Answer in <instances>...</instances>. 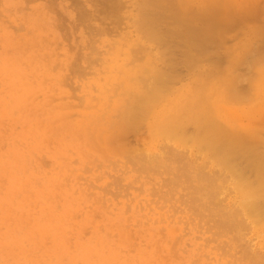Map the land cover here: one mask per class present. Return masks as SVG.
Masks as SVG:
<instances>
[{"label": "rangeland", "instance_id": "1", "mask_svg": "<svg viewBox=\"0 0 264 264\" xmlns=\"http://www.w3.org/2000/svg\"><path fill=\"white\" fill-rule=\"evenodd\" d=\"M108 1L116 8L113 6L111 7L108 3L109 7L111 9L114 8V10L116 9L117 11H115L118 14H115L114 11H112L114 14L111 11L108 12L111 10L107 5H105V2ZM108 1L0 0V58H2L0 61V171H2L0 172V195L3 196L0 197V237L2 238H0V264H54L55 261L58 264H65V260L62 259L68 258V256L71 255V252L72 256L66 259V262H69L68 264H72L75 260H77V264H101L100 262H102V264H151V262L152 264H156L155 260L159 261L157 264H229V262L230 264H232V262L233 264H252L249 263L251 257L253 258L251 260L253 262L255 261L253 264H262V261L264 264V257H262V255H264V193L262 191L261 193H263V195L261 193L256 195L260 196H258L259 200L256 197V199L253 198V196L249 197L253 200L250 202H254L255 204V201H257L255 208L257 209L258 207V211L257 216L254 217V211L256 212V210H248L249 208L246 206V202L243 201L248 197L244 196L242 193L243 189L239 186L240 183H243L241 181L244 179L248 180H246V184L249 185H252L254 180L257 182V179L261 177L258 173H262L259 172L257 164L259 167L260 165L263 166L262 160L260 161V159H263L261 158V154L264 153V0ZM113 2L115 5L112 4ZM101 3H104V5ZM102 6H107V10ZM103 14H107V17L106 15H104V17ZM96 16L97 18H95ZM98 16H100V18L102 17L101 19L103 20L99 19ZM141 20L143 22H141ZM140 22L142 24L144 23V26H142ZM141 26L143 28H140ZM95 27L96 29L94 30L93 28ZM151 28H155L153 29V32ZM142 31L146 34L142 33ZM151 32L153 34L157 33L155 35L158 39H156L155 35H151ZM147 33L149 35H147ZM127 34L128 36H126ZM140 34L143 35L141 38L146 37L144 38L143 43V38L139 39ZM7 35H10L9 41H7ZM122 36H124L123 39L125 41L130 43L127 44L125 42L127 47L126 45L123 47V44H121V42L123 43L124 41L121 39ZM126 37L131 40H128ZM137 37L139 38L136 39ZM137 40H141L140 42L142 45L138 43ZM133 41L137 42L139 46L141 45V48L135 50L136 54L131 53L133 50L126 51V49H129L130 47V49H132L131 44H134ZM29 42H31V44L34 43L33 46H30ZM117 44L123 49H121V47ZM143 44L144 46L147 45L145 48H148V51L144 50L145 48ZM155 44L158 45L156 46ZM128 45H130V47ZM112 47L116 50L113 51L114 49H112ZM134 47L137 48L138 46ZM142 49L144 52L139 51ZM150 51H154L152 53H154L155 57H153V54L150 53ZM124 52L129 54L126 56V54H123ZM147 52L150 54H147ZM141 53L144 54L142 55ZM111 54L115 55L116 60L113 55V58L111 57ZM139 54H141L142 57ZM132 55H138L139 60H136L137 58ZM132 58H134V60ZM140 58H142L143 62ZM113 59L115 61H112ZM131 60L135 62V64L132 62L130 63ZM128 61L129 64H127ZM146 61H149L150 63L148 64ZM116 62L119 64H115ZM114 65H116L115 69ZM144 65L150 66H148L149 68L145 67L147 68L145 70L149 71L151 69L148 73L145 70H142L143 73L146 72V74H149L145 76L146 78L143 77V73L138 72L141 71L139 68L141 69L142 67L144 69ZM112 70L114 72H112ZM115 70L120 71L121 75L119 76V73ZM137 72L140 77L135 76L138 75ZM23 74H25V76ZM114 75L117 78L114 77ZM132 77L134 78L133 80H135L136 77L137 79L139 78V81L143 86L144 84L141 81L144 78L146 80L149 79L148 86L145 85L146 88H143L141 84H137V90L140 86L142 87H140V93H137V91L131 87L133 84H130L132 83V79H130ZM56 78L59 79L57 80ZM117 79L118 81L121 80V84L123 83L120 88L118 87L120 90H117V88L114 89L115 83H119ZM123 80L124 82H122ZM143 81L145 83V80ZM113 82H115L112 84L114 87H111L109 84ZM136 83H134V85H136ZM104 87L105 89L106 87H111L110 89L107 88L108 92H110L108 93L107 90H104ZM122 87L126 88L124 91L126 95L123 93L124 96L121 93L123 90ZM128 87H130V90H128ZM112 89L117 90V95ZM131 89L134 91L132 90V92ZM99 91H104V93ZM126 91H130L128 92L129 94ZM130 93L132 98L134 97L133 95H135L133 99L128 98ZM108 94H112L110 95V98L113 96L111 101H108L109 103L111 102L110 109L112 110L108 108L105 109V107H109V104H107L108 102L106 101L107 99L109 100ZM97 97H100L99 100ZM193 97H198L199 100H195ZM120 98L131 100V103L128 101V108L126 105L123 106V102L125 100L123 99V101ZM191 98L193 99L191 100ZM134 99H136V101H134ZM143 99L147 100L145 101L146 104L143 103ZM151 99L153 100L149 102ZM184 99L186 103L183 102ZM172 100L175 101L173 102ZM192 101H194V103H192ZM97 102L102 105L104 103L105 107H103L104 105H97ZM175 103L177 105H175ZM121 104L123 107L119 106ZM124 104H127V101L124 102ZM140 104L147 106H139ZM10 106H14L13 109L10 108ZM124 107L125 109H122ZM175 107L176 110H173ZM118 108L119 110L117 112L119 113L117 114L115 111ZM102 109L107 113L102 112ZM146 109L148 110L146 111ZM170 109L172 114L170 113ZM152 113H154V116ZM100 114L104 116L103 119ZM207 114L209 115L207 116ZM189 115H193L195 118L193 119ZM198 115L200 116L199 121ZM96 117L99 120L96 121ZM176 117L180 118L178 119ZM213 118L216 119L214 120ZM206 119L210 122L213 120L211 125L213 122H216L213 124L218 126L219 122L220 128L227 129L225 132L226 134L224 133V135H227L229 139H232V141L230 140V142H228L226 139L227 136L225 137L222 134L223 138H225H220V146L217 143L215 145H218L217 147H220L221 149L217 150L216 147L215 150V146L211 149H209V147L205 148L203 139L202 145L201 142H199V149V147H197V145L199 146V143L197 144L199 141V139H197L198 131L202 126L201 122H208ZM256 119L257 121H254ZM165 120H167V122H165ZM171 124L173 126L172 129L170 128ZM244 124L246 126L249 124V128ZM161 131H165L163 134H167L169 131L172 132V134L169 133L171 134V138H174L176 135L175 132H183L178 134L183 137L182 139L180 137H175V140H169L168 144L170 141H174L172 143H174V147H176L177 152L180 148L183 150H180L182 152L186 150L184 155L187 156L188 154L187 157H190L189 159L182 156L183 154H180L182 152L179 151L178 153L185 158L183 161H187L186 164L190 163L188 167L186 166L188 170H184L187 171H185L186 173H188V171L191 173L188 174H190L189 178L191 180L193 179L191 181L193 185L194 183H197V185H195H199L198 187L206 186V190L213 188V192L211 190L206 191L204 188L203 190L206 192H204L202 188L199 189V192L196 190V194L198 195L201 193V190L203 194L209 191L213 193V196H211L212 193L210 192V194H205L208 197L209 195L211 196L209 199L206 196L202 197L203 195L201 194V198H203L201 201L203 203L206 201V205H209V203L212 202L210 203V206L212 207L214 204L213 210H216V212L219 210L218 208L224 211L223 207H225V214L229 211L228 215L229 213L231 215L232 211L231 216H233V212L236 213L238 208L237 206H239V208L241 207V210L242 212L244 211V213L241 212V214L238 210L241 215L239 213V215L234 214L237 215L238 219L244 220V225L252 223L249 227L247 225H245L247 227H243L242 222L241 227L245 229L239 227L238 223L236 224L238 228H234L236 231L232 230L233 228H231V226L233 225L230 223H233V221L231 220L234 219L235 223L238 221L235 219V215L233 216L234 218L231 217L232 219L229 220L231 222L222 220L225 221L223 222V226H221V223L220 225L218 222L211 220L213 217H211L209 222H207L208 220L205 218H210L212 215L210 214L211 212L209 213L208 210H206L208 206L205 208L202 202L200 203L205 208L203 213L206 212V217L203 214L201 215V212L198 213L202 217L204 216L203 218L200 217L198 213H196L197 217L194 213H192V206L190 207L192 209H189L188 206L190 204L192 205L193 200H190V197H188V201L186 199L188 195L185 194H188V192L195 187L190 188L189 191H187L189 189L188 186H186L187 189L185 186H182L183 188L181 187L183 182L182 180L187 178L189 175L186 176L185 173V176H182L183 173L180 175L177 172L176 165H179V167L177 166V169H180V166L184 165L183 163L185 162L180 160L178 163L176 161L177 159L175 158V160L173 158L175 154H172L176 152V150L173 152L172 150L170 151L169 148L164 147L163 149H166L165 151L169 149L170 152H173L172 154H169L170 152H166V154L171 157L173 156L172 158L175 162L170 159L171 157L169 158L170 160H166L167 164L163 161L165 160V156H162L164 152L160 149L159 145H163L161 142L165 143L164 141L166 139V141H168L170 138L167 137L168 135L162 136V133L160 135ZM194 133H196V135H194ZM191 134L193 136H191ZM184 135H189L193 138L188 139V136L185 138ZM176 139L178 141H176ZM193 139L197 141H193ZM184 140L188 141L192 147L190 144L188 146V142L185 146ZM223 140L226 141L223 142ZM175 141L177 143L179 142L178 144H181L180 147L177 146L178 144L175 143ZM192 141L195 142L196 145L192 144ZM148 143H150L149 146ZM172 143L169 144L171 148L173 147ZM228 143H230V146L231 144L237 145L238 143L241 145L242 143V145L244 144V150H240V147L242 146H236V148L239 147V149H234L233 147L235 146H232V148L229 146L230 148H227ZM174 147L172 149H174ZM186 147L187 149L191 147V150L189 149V153H187ZM223 147L224 150L222 149ZM122 150H124V152L127 151L128 153H122ZM225 151L230 154L229 157L226 156L227 153ZM129 152L134 154H130ZM154 152L158 154H162L163 152L161 155L162 157L158 156L159 158L161 157L160 160L163 161V165H157L161 166L158 168V170L160 169L161 171L159 170L157 174L154 171H157L155 164L158 157H156V160L154 156L157 155H155ZM250 152H254L256 155H253ZM249 153L251 154L252 159L255 156V159L252 161L253 163L255 162L256 165L252 164L251 158H248L250 156ZM136 154L139 156V158H136L137 160L135 159V156L138 157ZM257 154L258 157H261H256ZM145 155H148L147 157L153 155V158L156 160L154 161L155 163L150 161L151 159L153 160L152 157H149L148 159L149 162H151L150 164H154V170H151L152 168L145 169L144 165L143 167L141 166L142 164L138 159H142ZM179 155L178 159L180 157ZM222 155L223 157L224 155L226 156V159L224 158L226 161L225 164L220 162L221 160L219 158H221ZM20 156H22V158ZM217 156L220 161L215 159ZM96 159L97 161H95ZM123 159L125 161L127 159L128 164ZM148 159H146V161L144 159L143 160L145 164H148L147 166L151 167L152 165L150 166L149 162H147ZM228 159L232 164L229 165L227 162ZM257 159H259L261 164L260 162L257 163ZM134 160L140 162V169H145V172H143L142 169L140 172L139 169H135L141 176L138 175L137 171L131 169L133 165L132 162H134ZM214 160L215 162H213ZM138 162H136L137 165ZM217 162L219 166H216ZM96 163L99 164L97 167ZM192 164L194 165L193 169L192 167H189ZM165 165L167 169L168 165H171V167L169 166V169L171 168V170L174 171V175L177 173V176H179L176 177V179H180L181 176L182 179L180 181H178V179H174L175 177H173V172L171 170L169 171L171 174H166V171L169 169L167 170ZM204 165L206 168H204ZM199 166L200 171L202 168L204 171L206 169V171L211 174V177L212 174H218L220 172L223 174L225 173L224 175L231 173L235 174H231L232 176L228 175L227 177L218 175L220 177L222 176L224 179L218 178L216 175V180H214L215 184L213 181H210L211 185H209L207 178V180L202 178L201 180L199 178V181L196 177L199 174L202 175L201 172H203H199V170L196 172V169ZM222 166L223 171H220ZM216 167L220 168L216 170ZM228 167H230V169H228ZM256 168L258 172L255 170ZM231 169H233L232 172ZM148 170L153 172L152 175L148 172ZM164 170L166 171L164 172ZM182 170L183 169L180 171ZM228 171L230 173H227ZM256 173L258 176H256ZM8 175H10L9 178L14 177V179H10L13 181V184L10 180H8ZM147 175L150 176V178ZM169 175L173 180L169 178ZM214 175L213 178H215ZM60 177L63 180L60 179ZM68 177L69 179H67ZM116 177L119 178L117 179ZM135 178L139 181H136ZM166 178L171 181L175 180V183H177V181L179 182L176 184H180L178 189H175L177 192L172 190V187V189L170 188V185L173 186L174 183H170V185L166 184V186L163 185V187L161 186V184L164 183L163 180H166ZM169 180L167 181L169 182ZM194 180H198V182ZM258 183L259 182L253 184V186ZM9 184L11 185L9 186ZM115 184L118 187H116ZM186 184L190 187L192 185H190V181L187 183L185 181L182 185ZM243 184H245V182ZM176 185L174 184L175 187ZM212 185L214 187L211 188L210 186ZM236 185L239 189H237ZM158 186L161 187L158 188ZM222 186H224V188ZM139 187H141L143 191ZM152 187L157 191V194L159 193V195H153L155 190ZM168 187L173 192H171ZM79 189H82L84 192ZM81 192L85 194H82ZM109 192L113 193L110 194ZM165 192H167V194ZM160 193L166 194V198L164 199L165 201L163 198L158 199ZM191 194L193 196H191ZM191 194L189 193L191 198H193L195 196V191ZM143 195L144 197H142ZM198 195L197 197H199ZM171 196L172 198L169 199ZM180 197L182 198V202H180ZM197 197H194V202L197 203L194 204L198 206L199 201ZM217 197H219V199ZM108 198H111L112 202H109L110 199ZM168 199L170 201H166ZM184 199L188 202H183L185 201ZM190 201L192 203H190ZM239 201L241 203H245L246 205L240 204ZM127 203L130 208L127 207ZM194 204L193 207L195 210L196 205L194 206ZM234 204L235 206L233 207ZM242 205L243 207L246 206L248 209L244 207L246 209L245 210ZM108 206L109 208H113V210H108ZM18 207H20L21 210L18 209ZM123 207L125 210H123ZM126 207L128 208V211ZM198 209L199 211L200 209L204 210L203 207H198ZM250 212L252 214H250ZM220 213L222 214V212ZM155 214L157 217L152 220V217L156 216ZM225 214L224 216L221 215V217H218L216 214L213 215L215 216L214 218L221 219L223 217L225 218ZM243 214L245 217L244 219L239 217L243 216ZM190 215L193 217V222L190 221L192 220ZM113 216L117 218L114 222L113 219L115 218L112 219ZM161 216L164 219L163 221H161ZM44 217L46 219H44ZM8 218L10 219L8 220ZM48 218L49 220H47ZM261 218L262 220H260ZM137 219L140 220L138 221ZM156 219L158 222H156ZM52 220L53 223H51ZM218 221L220 222V220ZM132 222H135V225ZM199 222L201 223V226L204 225L202 226L203 228L199 227L200 225H197ZM205 222L210 223L209 225H212L215 222V224L218 223V226L216 225V227H212V230H210V227H208V224ZM228 222L229 224L227 227L225 225H227L226 223ZM103 225L106 228H104ZM108 225L112 227H109ZM119 225H121V230H119ZM219 226L226 227V229L230 228L229 230L227 229L228 231L224 229V233L227 231V235L223 233L221 230L222 228L218 229ZM52 227H55V231ZM50 228L52 231H50ZM122 229H126L127 233H125ZM214 229H218V232H215V234ZM220 230L222 231L221 234L224 235L219 236L217 234L220 233ZM237 230L239 231L237 232ZM18 231L22 232L20 233L21 235L19 238ZM102 231H104L102 234L99 233ZM212 231L214 236L217 237V240H213ZM243 231L244 234L242 235L241 233H243ZM120 232L122 234H120ZM139 232H141V234ZM55 235L58 236V238ZM118 235L121 237H117ZM241 236L242 241L239 242L241 240ZM25 237L27 239H25ZM12 238L13 240L10 241ZM97 238H100V240L97 241ZM6 239L9 240V242ZM16 239H18L17 243H19V245H16ZM27 240L29 242L28 244H26ZM30 240H33L32 243ZM34 240L36 241L34 242ZM138 240H140V243H138ZM151 240L154 241L152 243H159V245L157 246V243L156 246L158 249L160 248V250H162L160 251L161 253L157 251V247L155 248V244H152ZM113 241L116 242L114 243ZM120 241L121 244L125 245H120ZM223 241L225 242L223 244L224 246L222 245ZM235 241H238V246ZM219 242L222 247H225V251L222 250L220 245V247H218L219 249H216ZM227 242L229 245H227ZM30 243L31 245L29 246ZM86 243L88 246L85 245ZM130 243H137L138 245L135 244L136 246H133L132 244L130 245ZM32 244V248L36 253H34L31 249ZM89 246H91L92 249H90L91 247ZM110 246L113 249L111 248L110 250ZM151 246L155 248V251H157L156 253L154 250V252H152ZM78 247H81V249L83 248V250ZM136 247L137 249L135 250ZM229 247L233 248L230 250ZM36 248L37 250H35ZM145 248L147 249L145 250ZM249 248L252 250H249ZM29 249L33 252L31 253ZM44 249H46L52 256L48 253L47 255L45 250L44 256L42 257L41 255H43L42 251H44ZM56 249L57 253L55 252ZM95 249L96 251H93ZM99 249L100 252H98ZM23 250L24 252L21 253ZM50 250H52V252L54 251V253ZM226 251L231 252V254H228ZM60 252L63 253L65 257ZM128 252L130 253L128 254ZM222 252L226 253L222 254ZM245 252L247 255H245ZM85 253H88V255L91 253L90 256H87V259L84 257V255H86ZM103 253H105V255ZM255 253L259 254L256 255ZM54 254L58 255H56L57 260L54 257ZM149 254L153 256H148ZM157 254H159V256H157ZM165 254L168 255L166 256ZM232 254H235L237 258ZM169 255H172L171 257H173V259ZM32 256H40L41 258L35 257L34 259ZM255 256H257L256 259L260 260L261 257L263 260H260L261 262L256 259L254 260ZM70 258L72 260L69 261ZM161 258L163 259L161 260ZM21 259H23V261H21ZM31 259H33L32 263ZM73 259L75 260L73 261ZM26 261L29 262L26 263ZM46 261H48V263H46ZM74 264H76V261Z\"/></svg>", "mask_w": 264, "mask_h": 264}, {"label": "bare ground", "instance_id": "2", "mask_svg": "<svg viewBox=\"0 0 264 264\" xmlns=\"http://www.w3.org/2000/svg\"><path fill=\"white\" fill-rule=\"evenodd\" d=\"M107 1H108V0H107ZM1 2H2V1H1ZM96 2H98V1H96ZM99 2H102V1H99ZM120 2H121V1H120ZM106 3H107V4H106ZM108 3H109V5H111V4H110L111 2H109V1H108V2H105V5H107L108 8L111 9V8L109 7ZM118 3H119V2H118ZM151 3H152V2H151ZM101 4L104 5V3H101ZM112 4H114V2H113ZM114 5H115V4H114ZM107 6H106V7H105V6H102V7H105V9L107 10ZM112 6H113V5H111V7H112ZM119 6H120V5H119ZM113 7L116 8L115 6H113ZM148 7H149V6H148ZM153 7H154V6H153ZM114 8H112L113 10H112V9H111V10L108 9V10H109L108 12H110V11H111V12L114 11V13L116 14V13H117V12H116L117 10L115 9V10H116V11H115ZM118 9H119V8H118ZM112 13H113V12H112ZM114 13H113V14H114ZM117 14H118V13H117ZM104 15H106V17H107V14H103V16H104ZM138 15H139V14H138ZM138 15H137V16H138ZM116 16H118V15H116ZM116 16H115V19H116ZM139 16H140V15H139ZM46 17H47V16H46ZM104 17H105V16H104ZM95 18H97V16H96ZM98 18L101 19L102 17L100 18V16H98ZM109 18H110V17H109ZM34 19H35V18H34ZM101 20H103V19H101ZM146 20H147V19H146ZM150 20H151V19H150ZM32 21H33V19H32ZM136 21H137V20H136ZM82 22H83V21H82ZM141 22H143V21L141 20ZM141 22H140V24H142ZM152 22H153V21H152ZM152 22H151V23H152ZM143 24H144V23H143ZM143 24H142V26H144ZM15 25H16V24H15ZM20 26H21V25H20ZM138 26H139V24H138ZM142 26H141L140 28H143ZM21 27H22V26H21ZM1 28H2V27H1ZM97 28H98V27H97ZM148 28H150V27H148ZM3 29H4V28H3ZM93 29L95 30L96 27L93 28ZM151 29H152V32H153V29H155V28H151ZM18 30H20V29H18ZM1 31H2V30H1ZM139 31H140V30H139ZM3 32H4V30H3ZM5 32H6V31H5ZM8 32H9V30H8ZM146 32H147V31H146ZM152 32L150 33L151 35H155V34H157V33H154V34H153ZM140 33H141V32H140ZM142 33L146 34L144 31H142ZM142 33H141V34H142ZM96 34H97V32H96ZM137 34H138V33H137ZM141 34H140V36H139L140 38L137 37L136 39H138V38H139V39H142L143 37L141 38V36H143V35H141ZM135 35H136V34H135ZM138 35H139V34H138ZM147 35H149V34L147 33ZM3 36H4V35H3ZM7 36H8L7 41H9V40H10V38H9L10 35H7ZM7 36H6V37H7ZM126 36H128V34H127ZM136 36H137V35H136ZM155 36H156V35H155ZM155 36H154V37H155ZM4 37H5V36H4ZM123 37H124V36H122L121 39H123ZM2 38H3V37H2ZM126 38H127V37H126ZM144 38H146V37H144ZM144 38H143V40H142V43H143V41H144ZM127 39H128V38H127ZM136 39H135V41H136ZM156 39H158L157 36H156ZM123 40H124V39H123ZM128 40H131V39H128ZM145 40H146V39H145ZM147 40H148V39H147ZM5 41H6V40H5ZM118 41H119V40H118ZM120 41H121V40H120ZM137 41H138V43H140V44L142 45V43L140 42L141 40H140V41L137 40ZM116 42H117V41H116ZM125 42H126L127 44H130L129 42H127V41L124 40L123 43L121 42V44H123V45H122L123 47H125L124 45H126V47H127V44H126ZM193 42H194V41H193ZM29 43H30V44H29L30 46H31V45L33 46V44H34V43L31 44V42H29ZM133 43H134L135 45H134V44H133V45L131 44L132 49H130V48H131L130 45H128L130 48H129V49H126V51L133 50V52H131L132 54L135 53V50H138L139 48H141V45L139 46V45L137 44V42H134V41H133ZM151 43H152V42H151ZM113 44H114V42H113ZM136 44H137V45H136ZM144 44H145V43H144ZM144 44H143V46H144ZM192 44H193V43H192ZM6 45H7V44H6ZM8 45H9V44H8ZM35 45H37V44H35ZM117 45H118V44H117ZM148 45H149V44H148ZM155 45H156V44H155ZM157 45H158V44H157ZM157 45H156V46H157ZM113 46H114V45H113ZM118 46L121 47L120 45H118ZM134 46H138V47L136 48V47H134ZM145 46H147V45H145ZM145 46H144V48H145ZM133 47L136 48V49H134ZM148 47H149V46H148ZM112 49H114V47H112ZM121 49H123V48L121 47ZM115 50H116V49H114L113 51H115ZM144 50L148 51V48H147V49L145 48ZM144 50L142 49V50H139V51H140V52H141V51L144 52ZM122 51H123V50H122ZM139 51H138V52H139ZM158 51H159V50H158ZM120 52H121V51H120ZM152 52H154V51H150V53H152ZM112 53H113V52H112ZM145 53H146V52H145ZM150 53L147 52V54H150ZM155 53H156V50H155ZM36 54H37V53H36ZM123 54H126V52H124ZM128 54H129V53H128ZM128 54H126V56H127ZM135 54H136V53H135ZM137 54H138V53H137ZM141 54L143 55L144 53H141ZM141 54H139V55L141 56ZM152 54H153V57H155V56H154V53H152ZM112 55H113V54H111V57H112ZM4 56H5V55H4ZM45 56H46V55H45ZM113 56H114V58H115V60H116L115 55H113ZM123 56H125V55H123ZM126 56H125V57H126ZM132 56L134 57L135 55H132ZM144 56H145V55H144ZM50 57H51V56H50ZM135 57L137 58L136 60H139V56H138V55L135 56ZM141 57H142V56H141ZM112 58H113V57H112ZM6 59H7V57H6ZM126 59H127V58H126ZM132 59L134 60V58H132ZM140 59H141V61H142V58H140ZM143 59H144V58H143ZM149 59H150V57H149ZM1 60H2V58H0V61H1ZM51 60H52V59H51ZM53 60H54V59H53ZM115 60L113 59L112 61H115ZM150 60H151V59H150ZM152 60H153V59H152ZM112 61H111V62H112ZM126 61H127V60H126ZM117 62H118V61H117ZM117 62H116L115 64H119V63H117ZM131 62H132L133 64H135V62H133L132 60L130 61V63H131ZM138 62H139V61H138ZM142 62H143V61H142ZM146 62H147V61H146ZM147 63L149 64L150 62L148 61ZM151 63H152V61H151ZM154 63H156V62H154ZM109 64H110V63H109ZM127 64H129V61L127 62ZM145 64H146V63H145ZM2 65H3V63H2ZM57 65H58V64H57ZM125 65H126V63H125ZM115 66H116V65H114V69H115ZM117 66H118V65H117ZM148 66H149V65H147V66L144 65V69L141 67V69L139 68V70H141V71H138V72L143 73L142 70L147 69V68H145V67H148ZM49 67H50V66H49ZM121 67H122V66H121ZM125 67H126V66H125ZM149 67H150V66H149ZM149 67H148V68H149ZM110 68H111V67H110ZM112 68H113V67H112ZM117 68H118V67H117ZM154 68H155V67H154ZM154 68H153V69H154ZM7 69H8V68H7ZM155 69H156V68H155ZM11 70H12V69H11ZM21 71H22V70H21ZM110 71H111V70H110ZM115 71H117V70H115ZM136 71H137V70H136ZM145 71L148 73V72L151 71V69H150L149 71H147V70H145ZM7 72L9 73L8 70H7ZM12 72H13V71H12ZM12 72H11V73H12ZM15 72H16V71H15ZM112 72H114V71L112 70ZM112 72H110V73H112ZM117 72L119 73V76H120V75H121V74H120V71H117ZM138 72H137L138 75H135V76L140 77ZM146 72L143 73V77L149 75V74H146ZM11 73H10V74H11ZM24 73H25V72H24ZM121 73H122V72H121ZM141 73H140V75H141ZM10 74H8V75H10ZM12 74H13V73H12ZM12 74H11V75H12ZM145 74H146V75H145ZM13 75H14V74H13ZM23 75L25 76V74H23ZM112 76H113V75H112ZM132 76H133V74H132ZM141 76H142V75H141ZM114 77H116V76L114 75ZM133 77H134V76H133ZM133 77L130 78V79L133 80V79L135 78V77H134V78H133ZM149 77H150V76H149ZM3 78H4V77H3ZM3 78H2V79H3ZM16 78H17V77H16ZM60 78H61V76H60ZM116 78H117V77H116ZM118 78H119V77H118ZM145 78H146V77H145ZM145 78H144V79L142 78L143 80H145V83H144V81L141 79V80H142L141 82L144 84V86L140 83V81H139L140 79H139V78L137 79V77H136L137 80L135 79V80H133V81H134V83L137 82L136 85H137V84H141V86H142L143 88H146V86H148V80H149V79L146 80ZM4 79H6V78H4ZM52 79H53V78H52ZM56 79H57V78H56ZM58 79H59V78H58ZM58 79H57V80H58ZM108 80H109V79H108ZM108 80H107V81H108ZM114 80H115V79H114ZM132 80H131L132 83H130V84H131V85H132V84L134 85V83H133ZM117 81H118V79H117ZM120 81H121V80H120ZM120 81H118V82L120 83ZM135 81H136V82H135ZM138 81H139V83H138ZM146 81H147V83H146ZM16 82H17V81H16ZM94 82H95V81H94ZM122 82H124V80H123ZM154 82H155V81H154ZM202 82H203V81H202ZM205 82H206V81H205ZM101 83H102V82H101ZM114 83H115V82H113V83H111V84H109V85H110L111 87H114V86H115L114 89L117 88V90H120L119 88H120V86H122L123 83H122V84L120 83V85H119V83L116 82L115 85L113 86L112 84H114ZM160 83H161V82H160ZM17 84H18V82H17ZM91 84H92V83H91ZM107 84H108V83H107ZM13 85H14V84H13ZM18 85H19V84H18ZM102 85L104 86L103 83H102ZM118 85H119V86H118ZM133 85H132L131 87H133V88L137 91V93H140L139 90H141L142 87L139 85L141 88L139 87V89L137 90L136 88H138V85H137V86H136V85L133 86ZM145 85H146V86H145ZM162 85H163V84H162ZM204 85H205V83H204ZM95 86H96V85H95ZM135 86H136V87H135ZM208 86H209V85H208ZM15 87H17V86H15ZM96 87H97V86H96ZM96 87H94V88H96ZM111 87H109V88L106 87V89H105V87H104V90H107V92H108V89H110ZM118 87H119V88H118ZM126 87H127V86H126ZM149 87H150V86H149ZM190 87H191V86H190ZM203 87H204V86H203ZM205 87H206V86H205ZM99 88H100V87H99ZM107 88H108V89H107ZM122 88H123V87H122ZM128 88H129V89H128ZM128 88H127V89L130 90V87H128ZM186 88H187V87H186ZM102 89H103V87H102ZM114 89H112V90H114ZM100 90H101V89H100ZM117 90H114V92H116V93H115L116 95H117V93H118ZM125 90H126V88L124 87L123 90H122V92H121L122 95H123V93H125V92H124ZM132 90H133V89H131V91H132ZM163 90H164V88H163ZM30 91H31V90H30ZM97 91H98V90H97ZM133 91H134V90H133ZM133 91H132V92H133ZM136 91H135V92H136ZM147 91H149V90H147ZM150 91H153V90H150ZM184 91H185V90H184ZM201 91H202V90H201ZM99 92H102V91H99ZM105 92H106V91H105ZM109 92H110V91H109ZM109 92H108V93H109ZM112 92H113V91H112ZM112 92H111V93H112ZM126 92L128 93V92H130V91H126ZM157 92H158V91H157ZM102 93H104V91H103ZM121 93H120V94H121ZM165 93H166V92H165ZM189 93H190V92H189ZM112 94H113V93H112ZM112 94H110V95H112ZM120 94H118V95H120ZM128 94H129V93H128ZM152 94H153V93H152ZM108 95H109V94H108ZM110 95H109V100H108V99L106 100L107 102H108V101H111V98L113 97V96H111V98H110ZM125 95H126V93H125ZM132 95H133V93H132ZM123 96H124V95H123ZM123 96H122V97H123ZM130 96H131V93H130V95L128 96V98H132V96H131V97H130ZM133 96L135 97V95H133ZM153 96H154V95H153ZM134 97H133V98H134ZM238 97H239V96H238ZM238 97H237V98H238ZM97 98H98V97H97ZM99 98H100V97H99ZM99 98H98V100H99ZM105 98H106V97H105ZM133 98H132V99H133ZM193 98H194V97H193ZM193 98H191V100H192ZM239 98H240V97H239ZM239 98H238V99H239ZM101 99H102V98H101ZM120 99H121V98H120ZM123 99H124V98H123ZM123 99H121V100H123ZM194 99H195V100H196V99L199 100L198 97H196V98H194ZM103 100H104V99H103ZM124 100H125V99H124ZM124 100H123V101H124ZM152 100H153V99L149 100V102H151ZM178 100H179V99H178ZM91 101H92V100H91ZM126 101H127V104H124V102H126ZM128 101H130V103H131V100H130V99H129V100L126 99V100L123 102V106H125V105H126V106L129 105V104H128V103H129ZM134 101H136V99H134ZM145 101H147V100H144V99H143V103H145ZM172 101L174 102L175 100H172ZM181 101H182V100H181ZM23 102H24V101H23ZM98 102H99V101H98ZM98 102H97V105H101V106L104 105V103H103V105H102V104H100V103H98ZM177 102H178V101H177ZM183 102H185V99H184ZM110 103H111V102H110ZM110 103H109V102L107 103V104H109V107H108V106L105 107V105H104L103 107H105V109H106V108L110 109V108H111V107H110ZM115 103H116V102H115ZM140 103H141V102H140ZM147 103H148V102H147ZM185 103H186V102H185ZM192 103H194V101H192ZM21 104H23V103H21ZM105 104H106V102H105ZM145 104H146V103H145ZM167 104H168V103H167ZM181 104L184 105L183 103H181ZM26 105H27V103H26ZM141 105H142V104H140L139 106H141ZM175 105H177V104L175 103ZM178 105H179V104H178ZM182 105H181V107H182ZM195 105H196V104H195ZM119 106H122V104L119 105ZM123 106H122V107H123ZM142 106H143V105H142ZM144 106H145V105H144ZM144 106H143V107H144ZM146 106H147V105H146ZM146 106H145V107H146ZM156 106H157V105H156ZM170 106L172 107L171 104H170ZM205 106H206V105H205ZM7 107H8V106H7ZM13 107H14V106H13ZM13 107L10 106V108H12V109H13ZM97 107H98V106H97ZM137 107H138V104H137ZM171 107H169V108H171ZM173 107H174V106H173ZM191 107H192V106H191ZM127 108H128V106H127ZM139 108H140V107H139ZM163 108H164V107H163ZM186 108H187V107H186ZM195 108H196V107H195ZM122 109H125V107L122 108ZM141 109L143 110L142 107H141ZM144 109H145V108H144ZM164 109H165V108H164ZM171 109H172V108H171ZM171 109H170V113L172 112ZM177 109H178V108H177ZM181 109H182V108H181ZM8 110H9V108H8ZM98 110H99V109H98ZM110 110H112V109H110ZM118 110H119V108L115 111V113L118 114V113H119V112H117ZM139 110H140V109H139ZM147 110H148V109H146V111H147ZM173 110H176V107H175ZM187 110H188V109H187ZM201 110H202V108H201ZM17 111H18V109H17ZM107 111H109V110H107ZM181 111H182V110H181ZM204 111H205V109H204ZM208 111H209V110H208ZM102 112L105 113L106 111H105V110L103 111V109H102ZM102 112H101V113H102ZM113 112H114V110H113ZM148 112H149V111H148ZM161 112H162V111H161ZM166 112H167V111H166ZM174 112H175V111H174ZM177 112H178V111H177ZM211 112H212V111H211ZM211 112H210V113H211ZM104 113H103V114H104ZM106 113H107V112H106ZM189 113H190V112H189ZM201 113H202V112H201ZM203 113H204V112H203ZM117 114H116V115H117ZM171 114H172V113H171ZM173 114H174V113H173ZM106 115H107V114H106ZM114 115H115V114H114ZM146 115H147V114H146ZM152 115L154 116V113H152ZM160 115H161V114H160ZM163 115H164V114H163ZM201 115H202V114H201ZM204 115H205V114H204ZM208 115H209V114H207V116H208ZM241 115H242V113H241ZM95 116H96V115H95ZM97 116H98V115H97ZM100 116H101L102 119H103L104 116H103L102 114H100ZM110 116H111V115H110ZM173 116H174V115H173ZM187 116H188V115H187ZM189 116H191V115H189ZM196 116H197V115H196ZM159 117H160V116H159ZM180 117H182V116H180ZM180 117H179V118H180ZM191 117H192L193 119L195 118V116H193V115H192ZM198 117H199V119H198V121H199V120H200V116L198 115ZM205 117H206V116H205ZM209 117H210V116H209ZM93 118H94V117H93ZM169 118H170V117H169ZM176 118H178V117H176ZM179 118H178V119H179ZM203 118H204V117H203ZM206 118H207V117H206ZM256 118H258V117H256ZM104 119H105V118H104ZM170 119H171V118H170ZM181 119H182V118H181ZM187 119H188V117H187ZM204 119H205V118H204ZM204 119H203V120H204ZM213 119L215 120L216 118H213ZM252 119H253V117H252ZM252 119H251V120H252ZM97 120H99V119H97V117H96V121H97ZM206 120H207V119H206ZM175 121H176V120H175ZM185 121H186V120H185ZM207 121H208V122H206V123H204V122L202 123V122L200 121L201 124H202V126H201L200 130L198 131L197 139H199V141L197 142V144H198L199 142H201V145H202V142L204 141V144H205L204 147H205V148H206V147H209V149H211L213 146L216 145V143L219 145L220 138H223V136H225V137L227 136V135H224V133L226 132L227 129L220 128V127H219V126H220V125H219V122H218V126H217V125H214V124H213V123H216V122H213L212 125H211V122H212L213 120H211V122H210L209 120H207ZM218 121H219V120H218ZM249 121H250V120H249ZM254 121H257V119L254 120ZM155 122H156V121H155ZM165 122H167V120H165ZM169 122H170V121H169ZM171 122H172V121H171ZM196 122H197V121H196ZM242 122H243V121H242ZM247 122H248V121H247ZM250 122H251V121H250ZM263 122H264V121H263ZM160 123H161V122H160ZM243 123H244V122H243ZM154 124H155V123H154ZM167 124H168V123H167ZM176 124H177V123H176ZM237 124H238V123H237ZM257 124H258V123H257ZM152 125H153V124H152ZM196 125H197V123H196ZM244 125H245V124H244ZM160 126H161V125H160ZM171 126H172V124H171ZM171 126H170V128L172 129L173 126H172V127H171ZM174 126H175V125H174ZM239 126H241V125H239ZM245 126H246V125H245ZM249 126H250V125L248 124V126H246V127L249 128ZM161 127H162V126H161ZM163 127H164V126H163ZM198 127H199V126H198ZM252 127H253V126H252ZM261 127H262V126H261ZM261 127H260V128H261ZM168 128H169V127H168ZM181 128H185V127H181ZM225 128H226V127H225ZM87 129H88V128H87ZM165 129H166V128H165ZM165 129H164V130H165ZM186 129H187V128H186ZM250 129H251V128H250ZM169 130H170V129H169ZM173 130H174V129H173ZM176 130H177V129H176ZM221 130H223V131H221ZM247 130H248V129H247ZM258 130H259V129H258ZM88 131H89V130H88ZM170 131H171V130H170ZM170 131H169V132L167 131V132H168V133L166 132L167 134H163V132H165V131H161V132H160V135H161V133H162V136H164V135L167 136V135H168L167 137L170 138V139H168V141H166V140H167V139H166V140L164 141L165 143L161 142V144H163V145H159L160 149L163 150L164 154H163V152H162L163 155H162L161 153H160V154L156 153L157 151L154 152L155 155H157V156H154L156 160H157L156 157H158V156H161V155H162L163 157L165 156V160H163V161H165V163H166V160H168V159L171 157L170 155H167L166 152L168 153V152H170L171 150L174 152V150H176V147H174V143H172V142H174V141H170V143H172V144H173V147H174V149H172L173 147H172V148L170 147V145H169L170 143L168 144L169 140H175V139H174L175 137H180L181 139L183 138L182 136L178 135V134H180L182 131H180V132H175L176 135L174 136V134H173L174 138H171V134H172V132H170ZM173 132H174V131H173ZM229 132H230V131H229ZM231 132H232V131H231ZM241 132H242V131H241ZM253 132H254V131H253ZM64 133H65V132H64ZM88 133H89V132H88ZM152 133H153V132H152ZM156 133H157V132H156ZM169 133H171V134H169ZM182 133H183V132H182ZM191 133H192V132H191ZM196 133H197V132H196ZM196 133H194V135H196ZM255 133H256V132H255ZM259 133H260V132H259ZM90 134H91V133H90ZM90 134H89V135H90ZM222 134H223V136H222ZM225 134H226V133H225ZM257 134H258V132H257ZM169 135H170V136H169ZM177 135H178V136H177ZM64 136H65V135H64ZM151 136H152V134H151ZM186 136H188V137H187L188 139H189V138H191V139L193 138V137H191V136H193L192 134H191V136H189V135H184L185 138H186ZM158 137H159V136H158ZM167 137H166V138H167ZM225 137H224V138H225ZM155 138H156V137H155ZM160 138H161V137H160ZM224 138H223V139H224ZM161 139H162V138H161ZM177 139H178V138H177ZM177 139H176V141H178ZM195 139H196V137H195ZM195 139H193V141H194ZM202 139H203V141H202ZM226 139H227L228 142H230V140L232 141V139H229L228 136L226 137ZM233 140H234V139H233ZM156 141H157V140H156ZM176 141H175V143H177ZM179 141L182 142L181 140H179ZM193 141H192V142H193ZM195 141H197V140H195ZM217 141H218V142H217ZM225 141H226V140H223V142H225ZM235 141H236V140H235ZM74 142H75V141H74ZM148 142H149V141H148ZM159 142H160V141H159ZM166 142H167V143H166ZM184 142H185V143H184ZM184 142H183V143H184L185 146H186V143H187L188 141L184 140ZM223 142H222V144H223ZM233 142H234V141H233ZM240 142H241V141H240ZM14 143H15V142H14ZM75 143H76V142H75ZM178 143H179V142H178ZM178 143H177V144H178ZM220 143H221V142H220ZM234 143H235V142H234ZM15 144H16V143H15ZM149 144H150V143H148V146H149ZM164 144H165V145H164ZM167 144H168L169 147L167 146ZM187 144H188V146H189L190 143L188 142ZM192 144H195V142H193ZM235 144H236V143H235ZM235 144H233V145L231 144V146H230V143H228V144H227V148H228L229 146H230L231 148H232V146H235V147H233L234 149H239V147L242 146V147H240V150H241V149L244 150V144H243V145H242V143H241V145H239L238 143H237V145H235ZM245 144H246V143H245ZM247 144H248V143H247ZM62 145H64V144H62ZM146 145H147V143H146ZM180 145H181V144H178L177 146L180 147ZM190 145H191V144H190ZM195 145H196V144H195ZM218 145H217V146H218ZM224 145H225V143H224ZM13 146H14V145H13ZM156 146H157V145H156ZM175 146H176V145H175ZM188 146H187V147H188ZM217 146H215V150H216V147H217ZM219 146H220V145H219ZM236 146H239V147L236 148ZM164 147H165V148H169L170 151H169V149H168L167 151H165L166 149H163ZM187 147H186V149H187ZM191 147H192V145H191ZM191 147H190V148H191ZM197 147H199V149H200V143H199V146L197 145ZM201 147H202V146H201ZM230 147H229V148H230ZM245 147H246V145H245ZM149 148H150V147H149ZM154 148H155V147H154ZM190 148L187 149V153H189V149H190ZM202 148H203V147H202ZM225 148H226V147H225ZM158 149H159V148H158ZM177 149H178V148H177ZM184 149H185V148H184ZM218 149H221V148H220V147H219V148L217 147V150H218ZM222 149L224 150V147H223ZM245 149H248V148H245ZM141 150H142V149H141ZM145 150H146V149H145ZM178 150H179V149H178ZM180 150H182V149L180 148ZM180 150H179V151H180ZM190 150H191V149H190ZM202 150H203V149H202ZM225 150H226V149H225ZM228 150H231V149H228ZM15 151H16V150H15ZM150 151H151V150H150ZM150 151H149V152H150ZM179 151H178V152H179ZM182 151H183V150H182ZM182 151H180V152H182ZM185 151H186V150H184V152H185ZM210 151H211V150H210ZM10 152H11V151H10ZM123 152H124V150H122V153H123ZM138 152H139V150H138ZM138 152H137V153H138ZM173 152H170L169 154H172ZM178 152H177V150H176V152H174V153L172 154V155L175 154V156H174V157L172 156V157H173L174 159L176 158L177 160H176V159H175V160H176L177 162L180 161V160H181V161L185 160V158L188 156V154H187V156H185V155H184V152L180 153L181 155L183 154L182 156H185V158H184V157H182L181 155H179ZM200 152H201V151H200ZM212 152H213V149H212ZM225 152H226V151H225ZM225 152H224V153H225ZM229 152H230V151H229ZM244 152H246V151H244ZM124 153L126 154V153H128V152L125 151ZM129 153H130V152H129ZM139 153H140V152H139ZM176 153H177V154H176ZM226 153H227V154H226ZM226 153H225L226 156L229 157L230 154H228V152H226ZM250 153L253 154V155H256V154H254V152H250ZM250 153H249L250 156L247 155V156H249L248 158H251V157H252ZM257 153H258V152H257ZM18 154H19V153H18ZM130 154H134V153H130ZM140 154H141V153H140ZM148 154L151 155L150 153H148ZM214 154H215V153H214ZM219 154H220V153H219ZM219 154H218V156H219ZM19 155H20V154H19ZM123 155H124V154H123ZM136 155H137V154H136ZM178 155L180 156L179 159H178ZM215 155H217V154H215ZM244 155H245V153H244ZM124 156H125V155H124ZM137 156H138V155H137ZM140 156H141V155H140ZM145 156H146V155H145ZM145 156H144L142 159H138V160L141 162L142 165L140 164V162L136 161V160H137L136 158H139V156H138V157L135 156V159H136V160H134V162L131 161L132 164H133L131 169H132V170L139 169V172H140L142 168L140 169V168H139V165H141L142 167H143V165H144L145 169H146V168H148V169H151V168H152L151 170H154L155 168H157V171H154V172H156V174H157V172H159V170H160V169L158 170V168H160V167L163 165V161L160 160V158H161L162 156H161L160 158L158 157V160H157V162H156V164H155L156 167L154 166V164H153V165L150 164L151 162L155 163L154 161H156V160L153 158V155H152V156H149V157H152V158H153V160L150 158V159H151V160H150L151 162H149V159H148L149 157H147L148 155L146 156V159H148L147 162H149L150 166L152 165L151 167L147 166L148 164H145V162H144V160L146 161ZM218 156H217L215 159H218V158H219ZM226 156L224 155V157H223V155H222L221 158H219L221 161H220L219 159H218V160H219L222 164H225L226 161L224 160V158L226 159ZM261 156H262V157H261ZM261 156H259V157H261V158H263V159H260V161L262 160V163H263L262 165L264 166V153H262ZM20 157L22 158V156H20ZM20 157H19V158H20ZM120 157H121V156H120ZM141 157H142V156H141ZM141 157H140V158H141ZM166 157H167V159H166ZM172 157H171L170 159H172V161H174V159H173ZM181 157H182V159H181ZM211 157H213V156H211ZM245 157H246V156H245ZM256 157H258V154H257ZM259 157H258V158H259ZM16 158H17V156H16ZM187 158H188V157H187ZM187 158H186V159H187ZM189 158H190V157H189ZM189 158H188V159H189ZM143 159H144V160H143ZM170 159H169V160H170ZM209 159H211V158H209ZM253 159H255V156L253 157ZM253 159L251 158V162H252V164L256 165L255 162L253 163V161H252ZM16 160H17V159H16ZM87 160H88V159H87ZM123 160H124V159H123ZM141 160H142V161H141ZM257 160H258L257 163H259V162H260L259 159H257ZM20 161H21V159H20ZM95 161H97V159H96ZM124 161H125V160H124ZM189 161H190V160H189ZM206 161H207V160H206ZM104 162H105V161H104ZM118 162H119V161H118ZM125 162L127 163V159H126ZM128 162H129V161H128ZM131 162H130V163H131ZM136 162H138V165H137ZM142 162H144V163H142ZM160 162H161V163H160ZM174 162H175V161H174ZM183 162H185V163H183V164L185 165L187 161H183ZM207 162H209V161H207ZM213 162H215V160H214ZM227 162L229 163V165L232 164V163L230 162L229 159H228ZM245 162H247V161H245ZM99 163H100V161H99ZM134 163H135V164H134ZM158 163H159V164H158ZM178 163H179V162H178ZM181 163H182V162H181ZM181 163H180V164H181ZM191 163H192V162H191ZM209 163H210V162H209ZM221 163H220V164H221ZM85 164H86V163H85ZM96 164H97V163H96ZM101 164H102V163H101ZM124 164H125V163H124ZM127 164H128V163H127ZM127 164H126V165H127ZM160 164H161V166H157V165H160ZM166 164H167V163H166ZM170 164H171V161H170ZM189 164H190V163H187V164L185 165V167H184V165H182L183 168H182V166H180V169H177V168L179 167V165H176V170H177V172H178L180 175H181V173H183V174H182V176H183V175L187 172L186 170H188L187 167H188ZM242 164H243V163H242ZM260 164H261V162H260ZM98 165H99V164H97L96 167H97ZM102 165H103V164H102ZM136 165H137V166H136ZM16 166H17V165H16ZM85 166H86V165H85ZM104 166H105V165H104ZM135 166L138 167V168H136ZM141 166H140V167H141ZM153 166H154L155 168H153ZM169 166L171 167V165H168V169H169ZM177 166H178V167H177ZM186 166H187V167H186ZM193 166H194V165L192 164V165L189 166V167H192V169H193V168H194ZM204 166H205V165H204ZM216 166H219V165H218V162H217ZM220 166H221V165H220ZM224 166H225V165H224ZM243 166H244V165H243ZM257 166H258V170H259V172H262V173H258L259 176L261 175L260 178H262V179L259 178L260 181H259V179H257V182H259V183H258L257 185H255V186H253V184H256V183H257V182L254 180L253 184H252V185H251V184L249 185V184H246L248 180L246 179V180H247V181H246V180L244 179L245 181L243 180V181H241V182H243V183L245 182L246 185H249V186H251V187L246 186V185L243 184V183H242V184L240 183L241 185L239 184V186H241V189H243L242 193L244 194V196H246V197H248V198H249V197H252V196H253V198H255V197L258 198L259 195L256 196L258 193H261L262 191H263V193H264V168H263V166H261V165H260V167H261V168H260L258 164H257ZM257 166H256V167H257ZM115 167H116V166H115ZM125 167H126V166H125ZM134 167H135V168H134ZM86 168H88V167H86ZM127 168H128V167H127ZM127 168H126V169H127ZM163 168H164V167H163ZM165 168L167 169L166 165H165ZM195 168H196V167H195ZM199 168H200V166L196 169V172H197L198 170H199V172L203 171V172H201L203 176H202L201 174H199L198 176H196V175H195V176L198 178V180H199V178H200V179H201V178H202V179H206V178H207L208 180H207V179H206V180L209 182V183H208L209 185H211V184H210V181H211V182L213 181V183L215 184L214 180H216V177H217L218 175H223V176L227 177L228 175H231V174L234 175V174H235V173H231V174H228V175H224L225 173L223 174V173L220 172V173H218V174H217V173H216V174L214 173L215 175L212 174V177H211V174H209L208 171H206V169H205V171H204V169L201 167L202 170L200 171ZM204 168H206V166H205ZM218 168H220V167H218ZM218 168L216 167L215 169L218 170ZM244 168H245V167H244ZM259 168H260V169H259ZM262 168H263V169H262ZM145 169L143 168L142 171L145 172V171H144ZM168 169H167V170H168ZM181 169H183V170L180 171ZM184 169H186V170H184ZM228 169H230V167H228ZM261 169H262V170H261ZM116 170H117V169H116ZM120 170H121V169H120ZM151 170H150V171L148 170V172H150L151 175H152L153 172H152ZM170 170H171V168H170L168 171L164 170V172L166 171V174H168ZM178 170H179V171H178ZM194 170H195V169H194ZM255 170L257 171V168H256ZM114 171H115V170H114ZM118 171H119V170H118ZM135 171H137V170H135ZM160 171H161V170H160ZM171 171L173 172V177H175L174 179H176V177H179V176H177V173H175L176 175H174V171H173V170H171ZM185 171H186V172H185ZM214 171H215V170H214ZM220 171H223V166L221 167V170H220ZM224 171H225V170H224ZM232 171H233V169H231V172H232ZM0 172H2V171H0ZM125 172H126V170H125ZM137 172H138V171H137ZM139 172H138V175H140ZM148 172H147V173H148ZM164 172H161V173H164ZM199 172H198V173H199ZM236 172H237V171H236ZM248 172H249V171H248ZM257 172H258V171H257ZM9 173H10V172H9ZM126 173H127V172H126ZM147 173H146V174H147ZM161 173H160V174H161ZM188 173H190V172L188 171ZM188 173H186V176L189 175V176L187 177L188 179H187V178H184V179L182 180L183 182L181 181L182 184H183L185 181H186V183H187L188 181H190V185L192 184L191 181H192L193 179L191 180V179L189 178L191 173H190V174H188ZM193 173H194V172H193ZM207 173H208L209 175H208ZM227 173H230V172L228 171ZM246 173H247V172H246ZM146 174H145V176H146ZM169 174H171V173H169ZM204 175H205L206 177H205ZM207 175H208V176H207ZM213 175H214L215 178H213ZM216 175H217V176H216ZM237 175H238V174H237ZM258 175H257V173H256V176H258ZM9 176H10V175H8V178H9ZM111 176H112V175H111ZM140 176H141V175H140ZM147 176H148V175H147ZM153 176H154V175H153ZM169 176H170V175H169ZM169 176H168V177H169ZM182 176H181V177H182ZM184 176H185V175H184ZM193 176H194V174H193ZM200 176H201V177H200ZM231 176H232V175H231ZM241 176H242V173H241ZM244 176H245V175H244ZM262 176H263V177H262ZM62 177H63V176H62ZM69 177H70V176H69ZM69 177H68L67 179H69ZM148 177L150 178V176H148ZM181 177H180V179L177 178L178 181H180V180L182 179ZM204 177H205V178H204ZM234 177H235V176H234ZM6 178H7V177H6ZM55 178H56V177H55ZM116 178H117V177H116ZM118 178H119V177H118ZM118 178H117V179H118ZM138 178H139V176H138ZM154 178H155V177H154ZM169 178H171V176H170ZM191 178H193V177H191ZM218 178H222V176H221V177L218 176ZM235 178H236V177H235ZM251 178H252V177H251ZM256 178H258V177H256ZM10 179L12 180V179H14V177H13V178L10 177L8 180H10ZM60 179H62V178L60 177ZM139 179H140V178H139ZM177 179H176V180H177ZM189 179H190V180H189ZM202 179H201V180H202ZM212 179H213V180H212ZM222 179H224V178H222ZM11 180H10V181H11ZM62 180H63V179H62ZM123 180H124V179H123ZM135 180H136V181H139V180L136 179V178H135ZM167 180H169V179L166 178V180H163L164 183L161 184L162 187H163V185L166 186V184H167V185H168V184L170 185V183H174L175 185H176L177 183H179L178 181H177V183H175V180H174V181H171V180H173L172 178H171V180H169V182H168ZM184 180H185V181H184ZM198 180H194V181L198 182ZM68 181H70V180H68ZM115 181H116V180H115ZM136 181H135V182H136ZM143 181H144V180H143ZM165 181H166V182H165ZM199 181H200V180H199ZM226 181H227V180H226ZM237 181H238V180H237ZM239 181H240V180H239ZM11 182H12V184H13V181H11ZM11 182H10V183H11ZM116 182H117V181H116ZM140 182H141V180H140ZM48 183H49V182H48ZM73 183H74V182H73ZM153 183H154V182H153ZM199 183H202V182H199ZM220 183H221V182H220ZM225 183H226V182H225ZM250 183H252V182H250ZM6 184H7V183H6ZM6 184H5V186H6ZM49 184H50V183H49ZM141 184H142V182H141ZM174 184H173V186H174ZM182 184H181V187H182V186H185V187L188 186V187H189V189H188L187 191H189L190 188L195 187V188H193V189H194V191H195V196H196V197H197V195H198V194H196L197 191L199 192V189L202 188V190H203V188L205 189V187H206V186L198 187L199 185L196 186L197 183H194V185L196 184L195 186L192 184L191 187H190L189 185H187V184H186V185H182ZM205 184H206V183H205ZM223 184H224V183H223ZM10 185H11V184H9V186H10ZM88 185H89V184H88ZM115 185H116V184H115ZM117 185H118V183H117ZM117 185H116V187H118ZM138 185H139V184H138ZM179 185H180V184H179ZM179 185H176L177 188H176L175 186H174V187H175V188H174L172 185H170V188L172 187V188H173V189L171 188L172 190H175V189L177 190ZM200 185H201V184H200ZM237 185H238V184H237ZM237 185H236V187H237ZM45 186H46V185H45ZM141 186H142V185H141ZM161 186H160V187H161ZM207 186H208V185H207ZM224 186H225V185H224ZM224 186H222V187L224 188ZM234 186H235V185H234ZM252 186H253V187H252ZM129 187H130V186H129ZM132 187H133V186H132ZM153 187H154V186H153ZM153 187H152V188H153ZM160 187L158 186V188H160ZM185 187H184V188H185ZM210 187L212 188V187H214V186L212 185V186H210ZM225 187H226V186H225ZM83 188H84V187H83ZM88 188H89V187H88ZM127 188H128V187H127ZM139 188H141V187H139ZM182 188H183V187H182ZM206 188H207V187H206ZM216 188H217V187H216ZM218 188H219V187H218ZM220 188H221V187H220ZM226 188H227V187H226ZM128 189H129V188H128ZM128 189H127V190H128ZM141 189H142V188H141ZM153 189H154V188H153ZM161 189H162V188H161ZM161 189H160V190H161ZM168 189H169V187H168ZM171 189H169V190H170L171 192H173ZM186 189H187V187H186ZM193 189H192L190 192H188V194H185V195H188L187 198H186L187 200H188V197H190V200H193V203L190 201V203H192V205L190 204L188 207H189V209H192V208H193V211H194V212H193L192 210H191V211H192V213H194V214L196 215V217H197V214H196V213H198V212H201L200 214H201V215L203 214V215L205 216V213H206V212L203 213V211H205V208L208 206L209 208L207 207L206 210H208L209 213L211 212L210 214H211L212 216H210V214H209L210 218L205 216V217H206L205 219L208 220V221L205 220V221H207V222H209V219H211V217H213V219H211V220L216 221V222H218L219 224L221 223L222 225H221V224H220V225L223 226V222H225V221L227 222V221H229L230 219H232V218L235 217V219H237L238 221H236V223H235V222H234V221H235L234 219L231 220V221H233V223H235V224L230 223L231 225H233V226H231V228H233L232 230H234V228L237 229L238 226L241 227V223H242V222H243V223H242V226H243V227H247V226L249 227V225L252 224V223H250L249 225H248V224H245V225H247V226H245V225H244V223H245L244 220H242V219H238L237 215H235V214H238L239 212H240V213L242 212L241 207L239 208V206H237L239 209L236 207V208H237V210H236V208H235L236 213L233 212V216L235 215V216L233 217V216H231V215H232V211H231V215H230V213H229V215H228V212H229V211H227V214H225V213H226V211H225L226 208H225V207H223V208H224V211H222V209L218 208L219 210H217V212H216V210H213V208H214L213 205H214V204L212 205V207L210 206V203H212V202H210L209 205H206V204H205L206 201L203 203V202L201 201V199H203V198H201V196L203 195L202 197H204V196H206L205 194H207V193H209V192L212 193V192H213V191H212L213 188H212V189H210V188L207 189V190H211L212 192L209 191V192H207V193H205V194H203L202 190L200 191L201 193L198 195L200 198L197 197V198H198V201H199V204H198V206H197V205H196L197 203L194 202V201H195V198H194L195 196H194L193 198H191V196H193L191 193H192V192L194 193ZM221 189H222V188H221ZM237 189H239V187H237ZM79 190H80V189H79ZM81 190H82V189H81ZM81 190H80V191H81ZM86 190H88V189H86ZM122 190H123V189H122ZM135 190H136V189H135ZM154 190H155V189H154ZM154 190H153V191H154ZM157 190H158V189H157ZM176 190H175V191H176ZM196 190H197V191H196ZM205 190H206V189H205ZM205 190H203V191L206 192L207 190H206V191H205ZM222 190H223V189H222ZM224 190H225V189H224ZM82 191H83V190H82ZM142 191H143V189H142ZM155 191H156V190H155ZM155 191H154L153 195H154V194H157V191H156V192H155ZM214 191H215V190H214ZM217 191H218V190H217ZM67 192H68V191H67ZM73 192H74V191H73ZM83 192H84V191H83ZM115 192H116V191H115ZM115 192H114V193H115ZM167 192H168V191H167ZM167 192H165V193L167 194ZM176 192H177V191H176ZM223 192H224V191H223ZM81 193H82V192H81ZM109 193H110V192H109ZM111 193H113V192H111ZM111 193H110V194H111ZM122 193H123V192H122ZM151 193H152V192H151ZM165 193H162V194L160 193V196L158 197V199H159V198H163V200H164V199L166 198V194H165ZM169 193H170V192H169ZM189 193L191 194V196L189 195ZM210 193H209V194H210ZM217 193H220V192H217ZM221 193H222V192H221ZM263 193H261V194L263 195ZM82 194H85V193H82ZM128 194H129V193H128ZM146 194H147V193H146ZM146 194H145V195H146ZM163 194H164V195H163ZM201 194H202V195H201ZM209 194H208V195H209ZM214 194H215V193H214ZM115 195H116V194H115ZM119 195H120V194H119ZM121 195H122V194H121ZM157 195H159V193H158ZM162 195H163V196H162ZM169 195H170V194H169ZM171 195H172V194H171ZM181 195H183V194H181ZM9 196H10V194H9ZM86 196H87V195H86ZM109 196H110V195H109ZM112 196H113V195H112ZM116 196H117V195H116ZM161 196H162V197H161ZM211 196H213V193L211 194ZM211 196L209 195V197H211ZM0 197H3V196L0 195ZM126 197H127V196H126ZM142 197H144V195H143ZM167 197H168V196H167ZM181 197H184V196H181ZM181 197H180V198H181ZM206 197H208V196H206ZM209 197H208V199H209ZM259 197H260V196H259ZM171 198H172V196L169 197V199H171ZM214 198H215V197H214ZM217 198L219 199V197H217ZM248 198H247V199L245 198L246 200H243V201L246 202L247 205H246L245 203H243V202H242V203H241L240 201H239V202H240V204H243V205L245 204L246 206H248L249 209H248L246 206H244V207H246L248 210L251 209L252 211H254L253 209H255L256 212L254 211V213H255V216H254V217H256V216H257V211H258V210H257L258 207H257V209L255 208V205H256V203H257V201H255L256 198L254 199L255 204H254V202H250V201H253V200H251V198H249V200H248ZM77 199H78V198H77ZM108 199H110L109 202H112V201H111V198H108ZM114 199H115V198H114ZM133 199H134V198H133ZM133 199H132V200H133ZM151 199H152V198H151ZM158 199H157V200H158ZM169 199L166 200V201H170ZM199 199H200V200H199ZM210 199H211V198H210ZM0 200H1V199H0ZM78 200H79V199H78ZM112 200H113V199H112ZM116 200H117V199H116ZM124 200H125V199H124ZM132 200H131V201H132ZM135 200H136V199H135ZM177 200H178V199H177ZM180 200H181L180 202H182V198H181ZM184 200H185V199H184ZM211 200H212V199H211ZM258 200H259V198H258ZM8 201H9V199H8ZM8 201H7V202H8ZM79 201H80V200H79ZM155 201H156V200H155ZM155 201H154V202H155ZM164 201H165V200H164ZM188 201H189V200H188ZM188 201H187V202H188ZM125 202H126V201H125ZM183 202L187 203L186 200L183 201ZM200 202H202V204H204L205 208H204V206L201 205ZM208 202H209V201H208ZM215 202H216V201H215ZM3 203H4V202H3ZM78 203H79V202H78ZM194 203H196V204H194ZM0 204H1V203H0ZM5 204H6V203H5ZM10 204H11V203H10ZM12 204H13V203H12ZM122 204H123V203H122ZM164 204H165V203H164ZM193 204H194V206L196 205V208H197V209L195 208V210H194ZM218 204H219V203H218ZM17 205H18V204H17ZM17 205H16V207H17ZM22 205H23V204H22ZM146 205H147V204H146ZM156 205H157V204H156ZM165 205H166V204H165ZM243 205H242V207H243ZM259 205H260V204H259ZM5 206H6V205H5ZM7 206H8V205H7ZM19 206H20V205H19ZM23 206H24V205H23ZM136 206H137V205H136ZM191 206H192V208H190ZM234 206H235V204L233 205V207H234ZM1 207H2V205H1ZM120 207H121V206H120ZM127 207L130 208L129 205H128V203H127ZM127 207H126V209H127V211H128V208H127ZM171 207H172V205H171ZM198 207H200V208L203 207L204 210L200 209V211H199ZM244 207H243V208H244ZM23 208H24V207H23ZM23 208H22V209H23ZM118 208H119V207H118ZM131 208H132V207H131ZM162 208H163V207H162ZM172 208H173V207H172ZM18 209H20V207H18ZM24 209H25V208H24ZM110 209H111V211L113 210V208H109V206H108V210H110ZM151 209H152V208H151ZM183 209H184V208H183ZM215 209H216V208H215ZM231 209H233V208H231ZM231 209H230V210H231ZM244 209H245V208H244ZM20 210H21V209H20ZM116 210H117V209H116ZM123 210H125L124 207H123ZM123 210H122V211H123ZM209 210H212V211H209ZM220 210H221V211H220ZM227 210H228V208H227ZM238 210H239V212H238ZM245 210H246V209H245ZM259 210H260V209H259ZM2 211H3V209H2ZM127 211H124V212H127ZM129 211H130V209H129ZM142 211H143V209H142ZM175 211H176V210H175ZM195 211H197V212H195ZM219 211L222 212V214H223V212H224V214H225V218H224V217L221 218V219H220V218H219V219H218V218H217V219L214 218V217H215V216H214L215 214H216L218 217H219V216L221 217L222 214H221ZM233 211H234V210H233ZM18 212H19V211H18ZM115 212H116V211H115ZM181 212H182V211H181ZM214 212H215V213H214ZM111 213H112V212H111ZM131 213H132V212H131ZM212 213H213L214 215H213ZM234 213H235V214H234ZM240 213H239V214H240ZM242 213H244V211H243ZM242 213H241V214H242ZM246 213H247V212H246ZM9 214H10V212H9ZM198 214H199V213H198ZM200 214H199V215H200ZM224 214H223L222 216H224ZM239 214H238V215H239ZM241 214H240V215H241ZM250 214H252V213L250 212ZM129 215H130V214H129ZM132 215H133V214H132ZM155 215H156V214H155ZM195 215H193V216H195ZM201 215H200V217H202ZM247 215H248V214H247ZM263 215H264V214H263ZM107 216H109V215H107ZM173 216H174V215H173ZM187 216H188V215H187ZM204 216H203V217H204ZM261 216H262V215H261ZM10 217H11V215H10ZM50 217H51V216H50ZM130 217H131V216H130ZM155 217H157V215L154 216V217H152V220H153V218H155ZM163 217H164V216H163ZM188 217H189V216H188ZM190 217H192V216L190 215ZM203 217H202V218H203ZM231 217H232V218H231ZM239 217H241V218H243V219L245 218V217H244V214H243V216H239ZM4 218H5V216H4ZM51 218H52V217H51ZM113 218H115V217L113 216L112 219H113ZM144 218H145V217H144ZM161 218H162V216H161ZM168 218H169V217H168ZM186 218H187V217H186ZM186 218H185V219H186ZM194 218H195V217H194ZM202 218H201V219H202ZM9 219H10V218H8V220H9ZM44 219H46V218L44 217ZM52 219H53V218H52ZM107 219H108V218H107ZM109 219H110V218H109ZM116 219H117V218L113 219V222H114V220H116ZM128 219H130V218H128ZM135 219H136V218H135ZM141 219H142V218H141ZM157 219H158V218H157ZM157 219H156V222H158ZM172 219H173V218H172ZM191 219H192V220H190V219H189V220L193 222V217H192ZM214 219H215V220H214ZM246 219H247V218H246ZM34 220H35V219H34ZM47 220H49V218H48ZM53 220H54V219H53ZM53 220H52L51 223H53ZM130 220H131V219H130ZM132 220L134 221L133 218H132ZM137 220H138V219H137ZM139 220H140V219H139ZM139 220H138V221H139ZM163 220H164V219L162 218L161 221H163ZM187 220H188V219H187ZM202 220H204V219H202ZM218 220H220V222H219ZM222 220H225V221H222ZM260 220H262V218H261ZM260 220H259V221H260ZM45 221H46V220H45ZM110 221H112V220H110ZM110 221H109V222H110ZM194 221H195V220H194ZM221 221H222V222H221ZM231 221H229V222H231ZM246 221H247V220H246ZM5 222H6V221H5ZM107 222H108V221H107ZM107 222H106V223H107ZM124 222H126V221H124ZM136 222H137V221H136ZM141 222H142V221H141ZM207 222H205V223H207ZM210 222H211V221H210ZM229 222L226 223L227 225H225V223H224V225L228 227ZM116 223H117V221H116ZM119 223H120V222H119ZM132 223H133V222H132ZM134 223H135V222H134ZM134 223H133V224H134ZM137 223H138V222H137ZM150 223H151V222H150ZM218 223L215 224V222H214V224H212V225H209L210 223H207V224H208V227H210V230H212L211 228H212V227H216V225L218 226ZM238 223H239L240 225H239ZM246 223H247V222H246ZM253 223H254V222H253ZM257 223H258V222H257ZM36 224H37V223H36ZM48 224L51 225L50 223H48ZM141 224H142V223H141ZM151 224H152V223H151ZM200 224H201V223L199 222V224H197V225H200ZM236 224H238V226H237ZM254 224H255V223H254ZM258 224H259V223H258ZM110 225H111V223H110ZM110 225H108V226H109V227H112V226H110ZM115 225H116V224H115ZM126 225H127V224H126ZM126 225H124V226H126ZM134 225H135V224H134ZM137 225H138V224H137ZM255 225H257V224H255ZM94 226H96V225H94ZM100 226H102V225H100ZM106 226H107V225H106ZM113 226H114V224H113ZM120 226H121V225H119V230H121ZM127 226H128V225H127ZM130 226H132V225H130ZM182 226H183V225H182ZM188 226H189V225H188ZM193 226H194V225H193ZM202 226H204V225H202ZM202 226L200 225L199 227H202ZM221 226H219L218 229L222 228L221 230H222L223 233H224V229H226V227H221ZM229 226H230V225H229ZM234 226H235V227H234ZM31 227H32V226H31ZM48 227H49V226H48ZM103 227L106 228L104 225H103ZM114 227L116 228V226H114ZM114 227H113V228H114ZM144 227H145V226H144ZM243 227H241V228H242V229H245V228H243ZM250 227H251V226H250ZM46 228H47V226H46ZM52 228H53L54 231H55V227H52ZM104 228H103V230H104ZM125 228H126V227H125ZM202 228H203V227H202ZM205 228H207V227H205ZM15 229H16V228H15ZM37 229H38V228H37ZM48 229H49V228H48ZM50 229H51V228H50ZM96 229H97V228H96ZM117 229H118V228H117ZM127 229H128V228H127ZM129 229H130V228H129ZM135 229H136V227H135ZM179 229H180V228H179ZM200 229H201V228H200ZM218 229H216L217 231L214 229V234H215V232H218ZM227 229L229 230L230 228H227ZM227 229H226V230H227ZM11 230H12V228H11ZM19 230H20V229H19ZM105 230H106V229H105ZM108 230H109V229H108ZM108 230H107V231H108ZM115 230H116V229H115ZM115 230H113V231H115ZM119 230H118V232H119ZM122 230H123V229H122ZM132 230H133V229H132ZM207 230H209V229H207ZM210 230H209V231H210ZM221 230L219 231L220 233H217L219 236H220V235H224V234L227 235L226 232H227L228 230H227V231L225 230L226 232H225L224 234H221V232H222ZM13 231H14V230H13ZM50 231H52V229H51ZM94 231H95V230H94ZM123 231H125V233H127L126 229H124ZM133 231H134V230H133ZM197 231H198V230H197ZM202 231H203V230H202ZM205 231H206V230H205ZM230 231H231V230H230ZM230 231H229V232H230ZM234 231H236V230H234ZM238 231H239V230H237V232H238ZM7 232H8V231H7ZM18 232H19V231H18ZM91 232H92V231H91ZM103 232H104V231L99 232V233L102 234ZM111 232H112V229H111ZM128 232H129V230H128ZM136 232H137V231H136ZM8 233H10V232H8ZM14 233H15V231H14ZM20 233H22V232H19V234H18V235H19L18 238H19L20 235H21ZM33 233H34V232H33ZM113 233H114V232H113ZM129 233H130V232H129ZM139 233L141 234V232H139ZM146 233H147V232H146ZM148 233H149V232H148ZM210 233H211V232H210ZM15 234H16V233H15ZM15 234H14V235H15ZM51 234H52V232H51ZM51 234H50V235H51ZM101 234H100V235H101ZM117 234H118V233H117ZM120 234H122V233L120 232ZM120 234H119V235H120ZM131 234H132V231H131ZM131 234H130V235H131ZM136 234H137V233H136ZM212 234H213V231H212ZM214 234H213L212 238H213V240H217V237H215ZM241 234L243 235V234H244V231H243V233H241ZM1 235H2V234H1ZM9 235H13V234H9ZM52 235H53V234H52ZM52 235H51V236H52ZM104 235H105V234H104ZM109 235H110V233H109ZM119 235H118L117 237H121V236H119ZM130 235H129V236H130ZM149 235H150V234H149ZM23 236H25V235H23ZM28 236H29V234H28ZM55 236H56V235H55ZM107 236H108V234H107ZM111 236H112V235H111ZM115 236H116V235H115ZM239 236H240V235H239ZM10 237H11V236H10ZM12 237H14V236H12ZM21 237H22V236H21ZM56 237L58 238V236H56ZM56 237H54V238L57 239ZM117 237H116V238H117ZM126 237H127V236H126ZM130 237H131V236H130ZM175 237H176V236H175ZM179 237H180V236H179ZM233 237H234V236H233ZM233 237H232V238H233ZM0 238H1V237H0ZM14 238H15V237H14ZM16 238H17V236H16ZM29 238H30V237H29ZM34 238H36V237H34ZM113 238H114V237H113ZM159 238H160V237H159ZM207 238H208V237H207ZM214 238H215V239H214ZM228 238H229V237H228ZM237 238H238V237H237ZM1 239H2V238H1ZM4 239H5V238H4ZM9 239H10V238H9ZM20 239H21V238H20ZM25 239H27V238L25 237ZM94 239H95V238H94ZM94 239H93V241H94ZM126 239H130V238H126ZM161 239H163V238H161ZM165 239H166V238H165ZM168 239H169V238H168ZM6 240H7V239H6ZM6 240H5V241H6ZM12 240H13V238H12L10 241H12ZM16 240H17V241H16V245H19V243H17V242H18V239H16ZM52 240H53V238H52ZM57 240H58V239H57ZM86 240H87V239H86ZM98 240H100V238H99V239L97 238V241H98ZM110 240H111V239H110ZM110 240H109V241H110ZM113 240H114V239H113ZM118 240H120V239H118ZM118 240H117V241H118ZM122 240H123V239H122ZM143 240H144V239H143ZM154 240H156V239H154ZM157 240H158V239H157ZM170 240H171V239H170ZM233 240H234V239H233ZM236 240H237V239H236ZM239 240H240V239H239ZM239 240H238V241H239ZM7 241L9 242V240H7ZM7 241H6V242H7ZM23 241H24V239H23ZM30 241H31V240H30ZM32 241H33V240H32ZM32 241H31V243H32ZM35 241H36V240H34V242H35ZM101 241H102V239H101ZM101 241H100V242H101ZM111 241H112V240H111ZM138 241H139L138 243H140V240H138ZM159 241H160V240H159ZM238 241H237V242L235 241L237 246H238V244H237ZM241 241H242V236H241V240H240L239 242H241ZM57 242H58V241H57ZM100 242H99V243H100ZM113 242H114V241H113ZM115 242H116V241H115ZM115 242H114V243H115ZM126 242H127V241H126ZM136 242H137V241H136ZM152 242H154V241L151 240V243H152ZM28 243H29V242H28V240H27V243H26V244H28ZM31 243L29 244V246L31 245ZM52 243H53V241H52ZM80 243H81V242H80ZM91 243H92V242H91ZM94 243H95V242H94ZM96 243H97V242H96ZM133 243H134V241H133ZM141 243H142V242H141ZM157 243H158V242H157ZM157 243H156V244H157ZM169 243H170V242H169ZM203 243H204V242H203ZM219 243H220V242H219ZM219 243H218L216 249H219L218 247L221 246V243H220V244H219ZM224 243H225V242L223 241L222 245H223ZM230 243L233 244L232 242H230ZM10 244H11V243H10ZM10 244H8V245H10ZM13 244H14V243H13ZM53 244H54V243H53ZM55 244H56V243H55ZM59 244H60V243H59ZM59 244H58V245H59ZM76 244H77V243H76ZM76 244H75V245H76ZM92 244H93V243H92ZM108 244H109V243H108ZM119 244H120V245H125V244H121V241L119 242ZM128 244H129V242H128ZM128 244H127V246H128ZM131 244H132V243H130V245H131ZM135 244L138 245L137 243H135ZM135 244H132V245L134 246ZM152 244H155V243H152ZM156 244L154 245L155 248L159 245V243L157 244V246H156ZM4 245H5V243H4ZM16 245H15V246H16ZM85 245L88 246L87 243H86ZM89 245H91V244H89ZM93 245H94V244H93ZM98 245H99V244H98ZM98 245H97V247H98ZM116 245H117V244H116ZM136 245H135V246H136ZM142 245H143V244H142ZM219 245H220V246H219ZM227 245H229L228 242H227ZM5 246H6V245H5ZM11 246H12V244H11ZM15 246H14V248H15ZM36 246H37V245H36ZM49 246H50V245H49ZM101 246H102V245H101ZM106 246H107V245H106ZM152 246H153V245H152ZM152 246H151V248H152V252H154V251H155V248H153ZM223 246H224V245H223ZM225 246H226V245H225ZM231 246H232V245H231ZM250 246H251V245H250ZM32 247H33V244H32V246H31V249L33 250ZM59 247H60V246H59ZM89 247H91V246H89ZM89 247H87V248H89ZM99 247H100V246H99ZM103 247H104V246H103ZM107 247H108V246H107ZM131 247H132V246H131ZM131 247H130V248H131ZM138 247H139V246H138ZM159 247H160V246H159ZM233 247H234V246H233ZM233 247H229L230 250H231V248H233ZM241 247H242V246H241ZM245 247L247 248L246 245H245ZM248 247H249V246H248ZM25 248H26V247H25ZM34 248H35V247H34ZM55 248H56V246H55ZM75 248H77V247H75ZM78 248L81 249V247H78ZM111 248H112V247L110 246V250H111ZM116 248H117V247H116ZM149 248H150V247H149ZM161 248H162V247H161ZM168 248H170V247H168ZM221 248H222V250L225 251V247H222V246H221ZM250 248H251V247H250ZM250 248H249V250H252V249H250ZM20 249H21V248H20ZM31 249H29L30 252H31ZM57 249H58V246H57ZM57 249H56V251H55L56 253H57ZM60 249H61V248H60ZM64 249H65V248H64ZM64 249H63V250H64ZM90 249H92V247H91ZM112 249H113V248H112ZM136 249H137V247L135 248V250H136ZM146 249H147V248H145V250H146ZM206 249H207V248H206ZM247 249H248V248H247ZM24 250H26V249H24ZM24 250L21 251V253L24 252ZM35 250H37V248H36ZM45 250H46V249H44V251H42V252H43V255H41L42 257L44 256V252H45ZM81 250H83V248H82ZM121 250H122V249H121ZM153 250H154V251H153ZM208 250H209V249H208ZM220 250H221V249H220ZM241 250H242V249H241ZM19 251H20V250H19ZM33 251H34V250H33ZM33 251H32V252H33ZM50 251L52 252V250H50ZM75 251H76V250H75ZM93 251H96V249L93 250ZM101 251H102V250H101ZM114 251H115V248H114ZM128 251H130V250H128ZM131 251H133V250H131ZM157 251L160 252V251H162V250H160V248L158 249V247H157ZM157 251H155V253H156ZM168 251H169V249H168ZM217 251H218V250H217ZM228 251H229V249H228ZM228 251H226V252H227L228 254H231V252H228ZM27 252H28V251H27ZM30 252H28V253H30ZM32 252H31V253H32ZM39 252H40V251H39ZM39 252H38V254H39ZM61 252H62V251H61ZM61 252H60V253H61ZM76 252H77V251H76ZM98 252H100V249L98 250ZM98 252H97V253H98ZM106 252H107V251H106ZM126 252H127V251H126ZM149 252H150V251H149ZM152 252H151V253H152ZM226 252H225V253H226ZM242 252H243V251H242ZM258 252H259V250H258ZM31 253H30V254H31ZM34 253H36V252L34 251ZM34 253H33V254H34ZM45 253L47 254L48 251L46 250ZM52 253H54V251H53ZM81 253H82V252H81ZM81 253H80V255H81ZM101 253H102V252H101ZM113 253H114V252H113ZM115 253H118V252H115ZM129 253H130V252H128V254H129ZM140 253H141V252H140ZM145 253H146V252H145ZM160 253H161V252H160ZM191 253H192V251H191ZM225 253L222 252V254H225ZM26 254H27V253H26ZM26 254H24V255H26ZM48 254H49V253H48ZM48 254H47V255H48ZM61 254L64 255L63 253H61ZM68 254H69V253H68ZM76 254H77V253H76ZM85 254H86V253H85ZM90 254H91V253H90ZM90 254L88 255V253H87L86 255H84V257H86V259H87V256H90ZM103 254L105 255V253H103ZM111 254H112V253H111ZM141 254H142V253H141ZM168 254H169V253H168ZM168 254H167V255H168ZM174 254H175V253H174ZM192 254H193V253H192ZM255 254L257 255V254H259V253H255ZM255 254H254V255H255ZM31 255H32V254H31ZM49 255L52 256L51 254H49ZM54 255H55V254H54ZM56 255H57V254H56ZM56 255H55L54 257H55L56 260H57ZM58 255H59V253H58ZM58 255H57V256H58ZM114 255H115V254H114ZM120 255H121V253H120ZM160 255H162V254H160ZM165 255H166V254H165ZM167 255H166V256H167ZM206 255H207V254H206ZM232 255H233V254H232ZM234 255H235V254H234ZM234 255H233V256H234ZM245 255H247L246 252H245ZM249 255H251V254H249ZM21 256H22V255H21ZM26 256H27V255H26ZM50 256H49V257H50ZM71 256H72V252H71V255L68 256V258L71 257ZM115 256H116V255H115ZM117 256H118V255H117ZM122 256H123V255H122ZM122 256H121V257H122ZM148 256H153V255L149 254ZM157 256H159V254H157ZM169 256L171 257L172 255H169ZM173 256H174V255H173ZM201 256H202V255H201ZM19 257H20V256H19ZM28 257H29V255H28ZM32 257H34V256H32ZM32 257H31V258H32ZM35 257H36V258H41L40 256H39V257H38V256H35ZM35 257H34V259H35ZM64 257H65V255H64ZM112 257H114V256H112ZM123 257H124V256H123ZM161 257H162V256H161ZM207 257H208V256H207ZM235 257H236V255H235ZM256 257H257V256H255L254 260L256 259ZM258 257H260V256H258ZM262 257H264V255H262ZM20 258H21V257H20ZM25 258H26V257H25ZM50 258H51V257H50ZM59 258H60V257H59ZM68 258H66V259H68ZM74 258H75V257H74ZM92 258H93V257H92ZM94 258H95V257H94ZM154 258H158V257H154ZM164 258H165V257H164ZM171 258L173 259V257H171ZM175 258H176V257H175ZM177 258H178V256H177ZM192 258H193V257H192ZM202 258H203V257H202ZM236 258H237V257H236ZM246 258H247V257H246ZM66 259H62V260H65V264H68L69 262L67 263V262H66ZM88 259H89V258H88ZM107 259H108V257H107ZM162 259H163V258H161V260H162ZM238 259H239V258H238ZM251 259H253V258L251 257ZM251 259H250V262H249V263H252V264H253L255 261L253 262ZM16 260H18V259H16ZM26 260H27V259H26ZM32 260H33V259H31V263L33 262ZM38 260H41V259H38ZM62 260L60 259V261H62ZM70 260H72V259L70 258L69 261H70ZM74 260H75V259H73V261H74ZM93 260H94V259H93ZM118 260H119V259H118ZM232 260H233V259H232ZM245 260H246V259H245ZM256 260H258V259H256ZM260 260L262 261L263 258L261 259V257H260ZM260 260H258V261H260ZM19 261H20V260H19ZM21 261H23V259H21ZM24 261H25V260H24ZM29 261H30V260H29ZM29 261H26V263H28ZM36 261H37V259H36ZM43 261H44V260H43ZM75 261H76V264H77V260H75ZM75 261L72 262V264H74ZM95 261H96V260H95ZM99 261H100V260H99ZM151 261H152V260H151ZM155 261H156V264L159 262L158 260H155ZM203 261H204V260H203ZM229 261H230V260H229ZM238 261H239V260H238ZM240 261H241V258H240ZM240 261H239V262H240ZM261 261H260V262H261ZM40 262H41V261H40ZM186 262H187V261H186ZM227 262H228V260H227ZM227 262H226V263H227ZM234 262H235V261H234ZM239 262H238V263H239ZM260 262H259V263H260ZM22 263H23V262H22ZM34 263H36V262H34ZM42 263H43V262H42ZM46 263H48V261H46ZM50 263H51V262H50ZM52 263H53V262H52ZM55 263H56V261H55ZM55 263H54V264H55ZM59 263H60V262H59ZM62 263H63V261H62ZM70 263H71V262H70ZM100 263L102 264V262H100ZM141 263H142V261H141ZM244 263H245V261H244ZM20 264H21V263H20ZM44 264H45V263H44ZM56 264H58V263H56ZM60 264H61V263H60ZM82 264H83V263H82ZM87 264H88V263H87ZM105 264H107V263H105ZM117 264H118V263H117ZM149 264H150V263H149ZM151 264H152V262H151ZM153 264H154V263H153ZM195 264H197V263H195ZM224 264H225V263H224ZM229 264H230V262H229ZM232 264H233V262H232ZM262 264H263V261H262Z\"/></svg>", "mask_w": 264, "mask_h": 264}]
</instances>
